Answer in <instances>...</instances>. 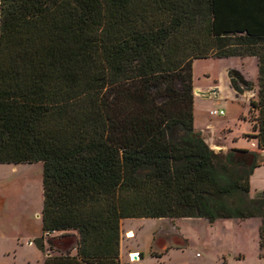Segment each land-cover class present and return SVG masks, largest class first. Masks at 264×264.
<instances>
[{"label":"trees","instance_id":"1","mask_svg":"<svg viewBox=\"0 0 264 264\" xmlns=\"http://www.w3.org/2000/svg\"><path fill=\"white\" fill-rule=\"evenodd\" d=\"M209 58L256 62L254 151L194 130ZM263 154L264 0H0V165L41 163L39 246L67 242L43 264H122L125 220L264 219Z\"/></svg>","mask_w":264,"mask_h":264},{"label":"rangeland","instance_id":"2","mask_svg":"<svg viewBox=\"0 0 264 264\" xmlns=\"http://www.w3.org/2000/svg\"><path fill=\"white\" fill-rule=\"evenodd\" d=\"M228 63L212 58L193 61V88L217 81ZM242 63L250 79L246 80L254 88L248 91L239 84H235V88L238 95L246 91L245 98L248 97L251 102L256 94V84L251 79L255 77L256 64L252 58ZM244 108L231 98L219 104L196 99L193 104L196 123H229L236 126L241 134L250 130L247 122L238 121ZM213 109L223 110L224 115L210 116L209 112ZM236 146L251 147L244 140ZM41 179V163L0 166V264H43L47 256L55 254L48 250L47 241H52L56 247L67 246V242L57 239L59 234L44 238L43 249L39 246L42 239ZM260 192H264V154L262 163L250 177L249 198H255ZM120 230L122 264H264L263 218L245 221L221 219L210 224L195 219L174 222L167 219L125 220L121 222ZM132 252L140 256L136 261L129 262L128 255Z\"/></svg>","mask_w":264,"mask_h":264},{"label":"crops","instance_id":"3","mask_svg":"<svg viewBox=\"0 0 264 264\" xmlns=\"http://www.w3.org/2000/svg\"><path fill=\"white\" fill-rule=\"evenodd\" d=\"M247 59H249V58L222 59V60L228 61L229 63H228V65L225 66L224 73L220 76V78H218V80L215 82L207 83V84H199L197 86L198 89L201 91H209L212 88H217V97L216 98H201V97L193 95L194 96L193 104H194L196 99H200L204 102H217L219 104L220 102L225 101L228 98H231V99H234L235 101H237L238 103H240L242 106L246 107V108H244V112H242L238 117V121L247 122L249 124L250 130H249V132H246V134H241L240 132H238L236 130V126H234V125L231 126V125H229V123L218 124V125H216L212 122H202V121H200L199 123H196L194 110H193L194 130L198 131V133H200L201 137L204 139L206 144L215 153H218V152L225 153L230 148L246 149L249 151L256 150V145H255L254 140H252V139L248 140L247 138L244 137L245 135H251L252 134L251 123L248 121V117H247L248 110L250 107V105H249L250 101H249L248 97L245 98V95L247 92L244 91V92H241L242 94L238 95L237 94L238 90L234 91L230 87L228 77H227L228 71H230L231 69H235V70H238L245 77V80L246 79L250 80V79H248V76H246L247 74L244 71V65L242 63L244 60H247ZM234 60H238L240 62H234ZM255 64H256V62H255ZM251 79L256 84V74H255V77L251 78ZM254 99H255V96H254ZM240 140H244L246 143H250L251 149L250 148L247 149L245 147H243V148L237 147L236 144ZM0 166L16 167L18 165H16V166H14V165H0ZM132 253H134V252H132Z\"/></svg>","mask_w":264,"mask_h":264},{"label":"water","instance_id":"4","mask_svg":"<svg viewBox=\"0 0 264 264\" xmlns=\"http://www.w3.org/2000/svg\"><path fill=\"white\" fill-rule=\"evenodd\" d=\"M227 77H228L229 85L234 91H237V89L232 85V78L236 79L238 84L241 85L243 88H246L248 91H252L254 88V85L251 82L245 80L242 74L238 70L231 69L230 71H228ZM192 92L194 95H197L198 97L201 98L217 97V88H212L209 91H201L198 88H193Z\"/></svg>","mask_w":264,"mask_h":264},{"label":"built area","instance_id":"5","mask_svg":"<svg viewBox=\"0 0 264 264\" xmlns=\"http://www.w3.org/2000/svg\"><path fill=\"white\" fill-rule=\"evenodd\" d=\"M209 115L212 117H221L224 115V112H223V110L213 109L209 112ZM137 259H139L138 253H131L128 255L129 262H134Z\"/></svg>","mask_w":264,"mask_h":264},{"label":"flooded vegetation","instance_id":"6","mask_svg":"<svg viewBox=\"0 0 264 264\" xmlns=\"http://www.w3.org/2000/svg\"><path fill=\"white\" fill-rule=\"evenodd\" d=\"M235 84H238V82H237V80L236 79H233L232 78V85L235 87ZM240 89H241V87H240Z\"/></svg>","mask_w":264,"mask_h":264}]
</instances>
